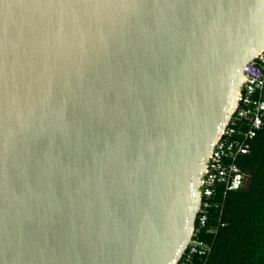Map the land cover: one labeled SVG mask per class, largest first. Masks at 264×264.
<instances>
[{"label":"water","instance_id":"water-1","mask_svg":"<svg viewBox=\"0 0 264 264\" xmlns=\"http://www.w3.org/2000/svg\"><path fill=\"white\" fill-rule=\"evenodd\" d=\"M264 48V0H0V264H174Z\"/></svg>","mask_w":264,"mask_h":264},{"label":"built area","instance_id":"built-area-1","mask_svg":"<svg viewBox=\"0 0 264 264\" xmlns=\"http://www.w3.org/2000/svg\"><path fill=\"white\" fill-rule=\"evenodd\" d=\"M243 75L237 104L223 126L206 160V169L200 176L197 189L201 198L195 229L174 264H199L210 249L202 232L209 219L213 195L217 189H238L245 183V172L237 163V158L249 151V139L257 129L264 127V48L245 63Z\"/></svg>","mask_w":264,"mask_h":264},{"label":"trees","instance_id":"trees-1","mask_svg":"<svg viewBox=\"0 0 264 264\" xmlns=\"http://www.w3.org/2000/svg\"><path fill=\"white\" fill-rule=\"evenodd\" d=\"M237 158L245 172L238 189H217L202 237L209 251L199 264H264V127Z\"/></svg>","mask_w":264,"mask_h":264}]
</instances>
